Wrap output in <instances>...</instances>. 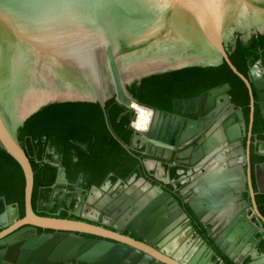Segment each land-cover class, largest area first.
Returning a JSON list of instances; mask_svg holds the SVG:
<instances>
[{
	"label": "flooded vegetation",
	"instance_id": "af4514ba",
	"mask_svg": "<svg viewBox=\"0 0 264 264\" xmlns=\"http://www.w3.org/2000/svg\"><path fill=\"white\" fill-rule=\"evenodd\" d=\"M228 58L246 82L221 69L211 79L203 77L187 84L152 105L140 103L153 110L151 123L147 131L138 132L129 124L132 134L127 149L120 145L128 156L123 154L120 161L112 163L113 169L109 160L91 158L84 142L70 139L69 145L54 147L43 138L30 148L28 139L20 140L30 163L55 169L52 180L37 188L33 173L34 214L82 223L108 237L18 227L0 237V242L9 240L16 246L24 244L21 237L30 242L45 237L43 243L48 248L24 252V259L18 249L15 264L19 260V264H80L64 260L71 253H89L84 247L90 244L122 246L114 239L144 245L171 264H264V35L253 34L245 41L236 35ZM127 115L131 118V113ZM188 123H194L189 128L196 131L183 139ZM218 136L215 150L206 153V143ZM77 145L80 151L75 149ZM131 161L134 164L129 168ZM212 168L216 170L210 178L207 174ZM130 188L136 197L126 194ZM162 195L168 196L163 210L155 205ZM0 198H4L0 215L8 206L18 212V218L1 233L14 227L25 209ZM88 198L94 204L89 205ZM128 198L132 203H126ZM142 198L147 201L144 207L139 203ZM99 202L103 210L96 208ZM144 211L146 216L140 219ZM138 233L149 238L148 245ZM70 244V249H59ZM134 252L150 253L132 249ZM59 253H65L60 261H50Z\"/></svg>",
	"mask_w": 264,
	"mask_h": 264
},
{
	"label": "water",
	"instance_id": "95a60500",
	"mask_svg": "<svg viewBox=\"0 0 264 264\" xmlns=\"http://www.w3.org/2000/svg\"><path fill=\"white\" fill-rule=\"evenodd\" d=\"M253 34L264 35V0H0V149L22 171L25 209L24 217L14 227L1 232L0 237L18 227L108 237L82 223L34 214L33 170L19 140L24 123L32 115L62 103L98 104L111 138L125 150L127 146L109 126L106 102L113 100L124 109V114L131 113L132 122L136 114L130 104L140 103L129 88L139 87L145 78L186 68H217L226 63L246 82L231 64L229 49L234 47L236 35L245 41ZM194 125L188 123L183 139L196 131L189 128ZM166 128L167 124L161 137ZM177 128L178 125L173 136ZM226 133L231 141L230 133ZM147 135L153 136V128ZM219 138L206 143V153L215 150ZM215 170L212 168L207 175L214 177ZM60 172L58 169V176ZM126 194L136 197L131 188ZM167 198L162 195L155 205L163 210ZM86 202L94 204L90 198ZM126 203L132 200L128 198ZM139 203L144 207L147 201L142 198ZM95 206L103 210L104 205L99 202ZM192 210L195 211L193 207ZM17 218V209L8 206L0 215V230ZM139 236L144 244H149V238ZM21 239L24 244L16 246L9 240L0 242L3 247L0 264H15L18 249L22 250L24 259L27 254L24 252L48 248L43 243L45 237L39 242ZM113 242L122 246L90 244L84 247L90 249L89 253H71L64 261L171 264L144 245L122 239ZM61 248L70 249L71 244ZM82 248L80 245L79 249ZM132 249L150 253L144 256V253H131ZM63 254L53 255L50 261H60ZM150 256L160 261L153 263Z\"/></svg>",
	"mask_w": 264,
	"mask_h": 264
},
{
	"label": "trees",
	"instance_id": "16d2710c",
	"mask_svg": "<svg viewBox=\"0 0 264 264\" xmlns=\"http://www.w3.org/2000/svg\"><path fill=\"white\" fill-rule=\"evenodd\" d=\"M240 50V45H237ZM233 61L234 57L230 56ZM224 69L232 78L234 76L226 63L218 68H186L162 75H155L141 81L139 87L131 86L129 91L144 105H152L158 100L170 96L179 88L187 84L198 82L203 77L211 79L214 73ZM105 113L109 126L122 143L126 144L132 131L129 129L130 117L124 109L109 100L105 105ZM50 141L51 145L63 147L69 145V140L88 144V153L96 162L120 161L121 156L128 154L120 147L119 143L111 138L106 127L104 114L98 104L92 103H62L52 105L32 115L19 133V140H29V146L39 143L42 139ZM62 143H61V142ZM78 151V145L76 148ZM68 159V151L65 150ZM28 152L26 153V155ZM134 161H131L129 168ZM35 173V188L45 185L52 180L55 169L46 164L31 162ZM45 169H49L45 172ZM0 197H5L8 203L16 202L21 211L24 208V178L18 164L0 149Z\"/></svg>",
	"mask_w": 264,
	"mask_h": 264
},
{
	"label": "clouds",
	"instance_id": "9594fccd",
	"mask_svg": "<svg viewBox=\"0 0 264 264\" xmlns=\"http://www.w3.org/2000/svg\"><path fill=\"white\" fill-rule=\"evenodd\" d=\"M130 107L137 114V119L134 122L137 129L142 131H147L154 114L153 110L149 108H145L135 102H132L130 104ZM137 125L140 126L138 127Z\"/></svg>",
	"mask_w": 264,
	"mask_h": 264
},
{
	"label": "built area",
	"instance_id": "2783aa9c",
	"mask_svg": "<svg viewBox=\"0 0 264 264\" xmlns=\"http://www.w3.org/2000/svg\"><path fill=\"white\" fill-rule=\"evenodd\" d=\"M135 114H136V112H135ZM136 119H137V114H136V116H135L134 121L130 122V127H131L134 131L138 132V131H141V130H138L137 127L135 126V123H134V122L136 121Z\"/></svg>",
	"mask_w": 264,
	"mask_h": 264
},
{
	"label": "snow or ice",
	"instance_id": "6c2138e0",
	"mask_svg": "<svg viewBox=\"0 0 264 264\" xmlns=\"http://www.w3.org/2000/svg\"><path fill=\"white\" fill-rule=\"evenodd\" d=\"M138 127L140 126V125H137Z\"/></svg>",
	"mask_w": 264,
	"mask_h": 264
}]
</instances>
